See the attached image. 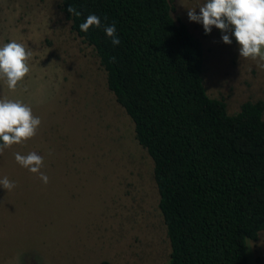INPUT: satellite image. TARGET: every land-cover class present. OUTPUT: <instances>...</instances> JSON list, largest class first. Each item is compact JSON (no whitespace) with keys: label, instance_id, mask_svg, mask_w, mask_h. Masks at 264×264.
<instances>
[{"label":"rangeland","instance_id":"374dc122","mask_svg":"<svg viewBox=\"0 0 264 264\" xmlns=\"http://www.w3.org/2000/svg\"><path fill=\"white\" fill-rule=\"evenodd\" d=\"M61 0H0V264H167L152 160ZM230 114L264 101V0H172ZM264 264V230L247 239Z\"/></svg>","mask_w":264,"mask_h":264},{"label":"trees","instance_id":"16d2710c","mask_svg":"<svg viewBox=\"0 0 264 264\" xmlns=\"http://www.w3.org/2000/svg\"><path fill=\"white\" fill-rule=\"evenodd\" d=\"M152 160L167 264H248L264 230V101L230 114L204 85L203 46L172 0H61ZM0 134V148L16 138ZM99 264H111L103 259Z\"/></svg>","mask_w":264,"mask_h":264}]
</instances>
